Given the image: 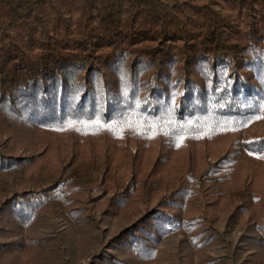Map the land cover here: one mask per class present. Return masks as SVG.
I'll return each mask as SVG.
<instances>
[{"label": "trees", "instance_id": "obj_1", "mask_svg": "<svg viewBox=\"0 0 264 264\" xmlns=\"http://www.w3.org/2000/svg\"><path fill=\"white\" fill-rule=\"evenodd\" d=\"M0 264H264V0H0Z\"/></svg>", "mask_w": 264, "mask_h": 264}, {"label": "rangeland", "instance_id": "obj_2", "mask_svg": "<svg viewBox=\"0 0 264 264\" xmlns=\"http://www.w3.org/2000/svg\"><path fill=\"white\" fill-rule=\"evenodd\" d=\"M168 2H172L173 0H167Z\"/></svg>", "mask_w": 264, "mask_h": 264}]
</instances>
